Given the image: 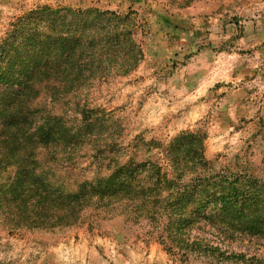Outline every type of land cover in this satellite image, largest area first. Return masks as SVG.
Instances as JSON below:
<instances>
[{"label":"rangeland","instance_id":"rangeland-1","mask_svg":"<svg viewBox=\"0 0 264 264\" xmlns=\"http://www.w3.org/2000/svg\"><path fill=\"white\" fill-rule=\"evenodd\" d=\"M68 44L47 76L75 81L37 91L19 141L0 116V264H264V0H0V102L19 92L28 53L34 65ZM138 164L178 191L215 182L235 208L190 205L194 222L174 219L171 187L141 168L145 188L161 186L159 208L57 207L52 181L92 188ZM22 172L51 188L14 204Z\"/></svg>","mask_w":264,"mask_h":264},{"label":"trees","instance_id":"trees-1","mask_svg":"<svg viewBox=\"0 0 264 264\" xmlns=\"http://www.w3.org/2000/svg\"><path fill=\"white\" fill-rule=\"evenodd\" d=\"M29 45V44H28ZM34 49V47H33ZM38 49V48H37ZM75 47L68 44L66 52L63 48L59 49L58 46H55L54 49L48 51V53L42 55V57H38L35 64H38L36 69H31L34 65H30V57L32 54L28 53L22 61L18 63V66L23 68L22 70V77L20 78V81L16 82V86L19 85L20 90L19 92L14 91L11 95L7 96L5 99H3L0 102V116H3L4 112H6L5 115H9L8 119H11L12 126L10 128L11 130V136L15 140V142L19 141V138L16 137V135L20 132V128H25V130L29 127V122L27 119V116L30 115V112L25 111L29 107V109H36L33 98L35 97L37 91L41 88H46L49 92L52 93L53 89L59 88V84L62 82L64 85H71L75 80H58V81H52L50 78H48L47 75H50L51 72H57L55 68L57 67H51V64H48L47 61L52 59L55 55H60V53L66 54L68 57L70 54H74ZM41 51L40 49H38ZM45 58L44 60H42ZM42 60V61H40ZM68 61V60H67ZM42 67V68H41ZM41 68V69H40ZM39 72L37 73V71ZM37 73V74H36ZM42 75V80H37L39 75ZM4 77V76H1ZM37 77V78H36ZM42 81V86L37 85ZM40 86V87H39ZM12 87V86H11ZM15 87V84H13V89ZM68 87V86H67ZM65 86V88H67ZM1 92V91H0ZM10 98V99H9ZM12 110L13 115L12 114ZM17 111V112H16ZM25 123L26 127H22V123ZM44 135H41L40 138L42 139ZM26 139V137H25ZM139 176L143 173L144 170H147L148 175L155 176L154 184H166L170 186V180L168 181L165 179V174H160V170L155 167L153 164H147L145 166L137 165L135 168H132L127 166H122L114 169L113 173L110 174L108 178L105 180L103 178H97L94 181L97 183L95 187L90 188L88 181H79L75 182L74 188H69L68 190L64 183L60 181L61 184L56 185V182L52 181L54 183L53 186L55 187L56 194H55V202L57 204V207L61 205L60 211L64 214V216L71 217V215H77L81 211L84 206L88 205L91 202V199L94 197H97V199L100 201L108 202L110 200H113L114 207L116 206L115 200H126V203L128 206L131 207V210H135L136 204H141L143 202L144 207H151V208H159L160 202H161V195L163 192H160V187L158 186L157 191H154L152 189L145 188V185H143L142 180L140 181L138 179V173L141 171ZM138 176V177H137ZM30 176L26 174L25 172H22L21 175V183L18 181L19 186L16 187V189L12 188L10 189V192H12L13 197H11V200L14 204L18 203V200L20 201L21 194L24 190L27 189L29 186H35L37 187L41 186L46 183H42L41 180H31L29 181ZM137 177V178H136ZM196 183L192 184L190 186H184L182 190L178 191L177 189L169 188L167 187V190L170 191L168 195V205L171 210L172 217L174 216V219H180L183 221H186L187 223L194 222L195 216L193 213H190L191 211L187 212L186 214L183 213V211L188 210L187 208L190 207V205L199 206V210L203 209L204 206H208L212 202H222L221 211L223 214L231 213L233 208L230 206L229 201L225 202V196L222 192L215 191L211 189V186L215 184V182L207 183L208 187H205V191H196L195 185L197 182H201V178L198 176H195ZM138 185H134L133 181H136ZM26 180H28L26 182ZM60 180V179H59ZM165 181V183H163ZM133 183V184H132ZM46 189L51 188V182H47L44 186ZM176 190V191H175ZM116 195H118L116 197ZM122 196V197H120ZM43 202L46 204L47 195L45 194ZM26 200H29V198L24 199L21 201V205H24L22 203H25ZM54 201V200H53ZM49 204V203H48ZM101 204V203H100ZM205 204V205H204ZM236 205V204H235ZM63 206H65V209H62ZM48 208H50L47 205ZM107 205L103 204V208H106ZM23 208H27V206H24ZM52 208V207H51ZM50 208V209H51ZM253 209L247 208L244 210L247 214L250 213ZM260 212H264V207L258 209ZM181 214H180V213ZM178 213V215L176 214ZM181 215V217H180ZM256 215V213L254 214ZM59 216V215H58ZM264 215L261 214V217ZM171 217V218H172ZM205 217V216H203ZM261 217L257 216L256 219H261ZM59 218H62V216H59ZM200 220V218H199ZM76 221V220H73ZM150 221H157V220H150ZM171 221V220H170ZM212 221V220H211ZM224 221V220H223ZM157 227V226H156Z\"/></svg>","mask_w":264,"mask_h":264}]
</instances>
